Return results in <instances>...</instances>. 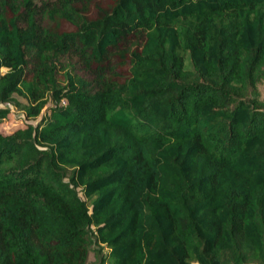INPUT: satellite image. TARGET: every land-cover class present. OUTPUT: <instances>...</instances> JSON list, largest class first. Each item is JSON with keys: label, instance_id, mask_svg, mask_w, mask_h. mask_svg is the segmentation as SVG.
Returning a JSON list of instances; mask_svg holds the SVG:
<instances>
[{"label": "trees", "instance_id": "16d2710c", "mask_svg": "<svg viewBox=\"0 0 264 264\" xmlns=\"http://www.w3.org/2000/svg\"><path fill=\"white\" fill-rule=\"evenodd\" d=\"M89 3L0 0V264H264V0Z\"/></svg>", "mask_w": 264, "mask_h": 264}, {"label": "rangeland", "instance_id": "374dc122", "mask_svg": "<svg viewBox=\"0 0 264 264\" xmlns=\"http://www.w3.org/2000/svg\"><path fill=\"white\" fill-rule=\"evenodd\" d=\"M39 2H44V1H49V0H38ZM52 1V0H51ZM114 0H90V3H89V8H88V12H89V16H93L94 15V12H95V4H100L101 6L104 5H109L110 3H112ZM70 26L67 25L65 22H60L59 23V29L61 30H64V29H69ZM74 57H66V56H62L61 57V62L65 63L66 61H68V59H72ZM118 60L116 57H114L111 61L112 65L114 66V68L116 69V72L117 73H120V74H124L126 73V64H123V65H118L117 64ZM78 71L80 73H82V71L80 69H78ZM259 91H260V94L261 96H264V82L259 86ZM15 98L21 102H23V100L17 96H15ZM50 104V102H47L46 103V106L48 107ZM9 108H10V113L6 116L5 119H3V121H1L0 123V130L2 131H11L13 130L14 128L16 127H21L23 126L24 124H26L23 119H22V113L20 111H17V109L15 107H13L12 105L10 104H6ZM46 112V109L44 108L43 111L41 112V115L42 114H45ZM38 120V117L35 118V119H31V120H28V122L30 124H35ZM93 260V256L92 254L90 253L88 255V261L87 263L89 264L90 262H92Z\"/></svg>", "mask_w": 264, "mask_h": 264}]
</instances>
